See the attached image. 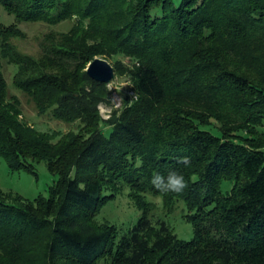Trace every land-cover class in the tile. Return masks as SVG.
<instances>
[{
	"label": "trees",
	"instance_id": "trees-1",
	"mask_svg": "<svg viewBox=\"0 0 264 264\" xmlns=\"http://www.w3.org/2000/svg\"><path fill=\"white\" fill-rule=\"evenodd\" d=\"M0 4L18 21L74 19L43 43L40 58L8 43L19 30L0 28V156L11 169L44 161L58 175L47 197L0 192V264H264V0ZM97 56L118 70L119 57L128 58L138 96L109 120L97 108L109 100L107 84L86 72ZM2 61L17 66L14 85L39 114L79 121L83 133L53 142L29 125L8 94ZM183 156L189 166L178 163ZM170 170L185 176L184 192L151 184ZM120 180L142 211L127 229L95 219ZM146 193L168 207L183 201L194 237L152 220Z\"/></svg>",
	"mask_w": 264,
	"mask_h": 264
},
{
	"label": "rangeland",
	"instance_id": "rangeland-1",
	"mask_svg": "<svg viewBox=\"0 0 264 264\" xmlns=\"http://www.w3.org/2000/svg\"><path fill=\"white\" fill-rule=\"evenodd\" d=\"M73 22L74 19L65 20L58 24H49L45 21H18L13 14H9L0 4V28L12 27L19 30L20 33H13L15 32L13 30L8 37V43L16 48L17 52L36 58H40L44 54L42 46L47 39H59L60 34L67 33L72 28ZM97 57L103 58L101 56ZM119 58L124 65L120 70L115 67L114 59L104 58L113 66L115 78L107 85L110 91L109 100L99 103L97 107L103 120H109L112 116L119 117L126 106L133 104L138 98L133 90V83L128 71L129 66H131L130 60L125 57ZM2 63L8 94L15 95L20 99L22 116L29 125L35 126L40 131L55 135L56 138L53 142H57L68 132H73V134L83 133L79 121L74 123L63 122L54 118L52 112L39 114L34 107V103L16 89L14 85V76L18 70L17 66L6 61H2ZM68 64L70 65L69 69L74 67L72 60ZM104 131L105 134H109L110 128L106 127ZM259 131L264 133V126L260 127ZM28 169L25 167L11 169L5 158L0 156V192L20 196L26 200H34L40 196L47 197L49 188L57 181L58 175L52 173L44 161H34L30 163ZM225 188L226 183H223L222 190L225 191ZM142 198L149 204L152 220L158 218L164 220L182 240L189 241L194 237L193 225L184 217L187 209L183 201H176L168 207L161 195L146 193L142 195ZM141 213L142 211L137 207L132 197L130 186L120 180L119 183L115 182L113 197L95 216V219L99 222L104 221L111 225L114 224L113 226L127 229L138 221ZM37 246L38 244L35 243L33 252L30 253L35 258L38 256V253L35 252Z\"/></svg>",
	"mask_w": 264,
	"mask_h": 264
},
{
	"label": "clouds",
	"instance_id": "clouds-1",
	"mask_svg": "<svg viewBox=\"0 0 264 264\" xmlns=\"http://www.w3.org/2000/svg\"><path fill=\"white\" fill-rule=\"evenodd\" d=\"M178 163L189 166L191 158L188 156L180 157ZM150 182L155 189L162 193L180 194L188 188V181L185 176L177 170H170L167 175L156 172Z\"/></svg>",
	"mask_w": 264,
	"mask_h": 264
},
{
	"label": "water",
	"instance_id": "water-1",
	"mask_svg": "<svg viewBox=\"0 0 264 264\" xmlns=\"http://www.w3.org/2000/svg\"><path fill=\"white\" fill-rule=\"evenodd\" d=\"M86 72L92 79L107 85L115 78L113 66L104 58L97 57L91 61L86 68Z\"/></svg>",
	"mask_w": 264,
	"mask_h": 264
}]
</instances>
